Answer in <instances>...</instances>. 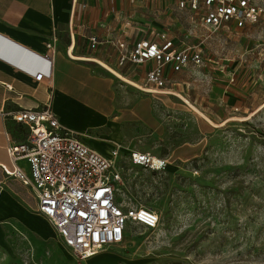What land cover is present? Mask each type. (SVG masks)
<instances>
[{
	"label": "rangeland",
	"instance_id": "1",
	"mask_svg": "<svg viewBox=\"0 0 264 264\" xmlns=\"http://www.w3.org/2000/svg\"><path fill=\"white\" fill-rule=\"evenodd\" d=\"M165 4L176 17L164 26L169 33L189 43L208 34L203 66L175 72L169 89L216 125L174 93L143 90L87 62L138 119L132 129L140 136L132 140L165 159L157 169L132 163L125 152L115 161V196L153 209L156 225L129 224L119 242L80 258L52 235L4 216L0 264H264V18L209 31L190 21L176 0ZM132 27L151 29L148 21Z\"/></svg>",
	"mask_w": 264,
	"mask_h": 264
},
{
	"label": "crops",
	"instance_id": "2",
	"mask_svg": "<svg viewBox=\"0 0 264 264\" xmlns=\"http://www.w3.org/2000/svg\"><path fill=\"white\" fill-rule=\"evenodd\" d=\"M170 1L0 0V164L8 161L6 145L21 139L26 132L22 124L4 112L35 107L47 98L58 121L98 151L108 153L110 148L117 146L118 156L120 152H125L126 156L130 150L157 155L154 150L143 148L132 140L140 136L132 129L138 119L130 115L133 113L131 108L118 105L120 97L109 86L107 76L91 70L87 62L94 58L117 71L116 49L107 42L108 39L120 38L130 44L138 37H149L158 30H165L174 39H180L164 27L176 21L173 9L165 6ZM181 10L189 19L187 10ZM134 21H148L151 29L148 33L135 31L132 29ZM51 32L56 33L57 39L50 76L35 79L28 71L34 72L35 63L39 61L37 55L45 50L44 43ZM182 33L186 34L185 31ZM90 35L100 40L95 48L88 46ZM70 49L77 58H68ZM142 70L143 66H136L117 72L140 83ZM178 71L166 69L169 88L174 83L172 76ZM109 88L112 89L111 96L105 94ZM174 149L176 146L170 151ZM19 164L26 169L24 161L20 160ZM35 207L36 199L30 188L16 177L5 175L0 168V218L16 216L28 228L42 236L52 235L69 250Z\"/></svg>",
	"mask_w": 264,
	"mask_h": 264
},
{
	"label": "built area",
	"instance_id": "3",
	"mask_svg": "<svg viewBox=\"0 0 264 264\" xmlns=\"http://www.w3.org/2000/svg\"><path fill=\"white\" fill-rule=\"evenodd\" d=\"M178 7L187 10L191 21L213 31L231 23L242 27L264 18V0H179ZM189 43L174 39L165 30L149 37H138L130 44L123 39H108L116 49L118 71L143 66L140 87L152 92H169L166 69L203 66L202 41ZM57 35L48 34L45 50L37 55L35 79H47ZM100 40L88 37L89 48ZM22 124L23 137L6 145L7 163L0 164L5 175L16 177L30 188L36 199L35 211L45 217L52 229L72 253L80 258L90 256L105 245L119 242L129 224L156 225L157 213L144 205L119 201L115 180L118 147L102 153L62 125L52 111L48 98L35 107H21L4 112ZM127 159L148 168H160L165 159L148 151L130 150ZM25 162L26 169L19 164Z\"/></svg>",
	"mask_w": 264,
	"mask_h": 264
},
{
	"label": "bare ground",
	"instance_id": "4",
	"mask_svg": "<svg viewBox=\"0 0 264 264\" xmlns=\"http://www.w3.org/2000/svg\"><path fill=\"white\" fill-rule=\"evenodd\" d=\"M69 57H71V58H77V57H75V56L72 55L71 49L69 50ZM89 60H93V61H96V62L100 63L103 67H105L106 69H109L117 78L121 79L122 81H126V82L130 83L131 85H133L135 87H138V88L141 86L140 84H138L134 80H130L127 77L122 76L120 73H116L115 71H113L112 69H110V67H108L106 64L98 61L97 59L91 58ZM169 93H174V94L178 95L186 104H188V106L192 107L195 111H197L199 114H201L209 123H211L213 125H216L210 119H208L198 108H196L188 99H186L185 97H183L182 95H180L176 91H169Z\"/></svg>",
	"mask_w": 264,
	"mask_h": 264
}]
</instances>
